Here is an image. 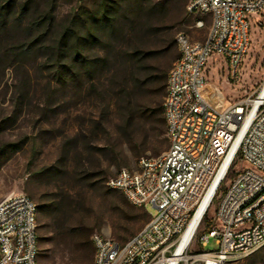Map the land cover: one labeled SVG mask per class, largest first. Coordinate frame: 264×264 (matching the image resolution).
Here are the masks:
<instances>
[{
	"label": "rangeland",
	"instance_id": "rangeland-1",
	"mask_svg": "<svg viewBox=\"0 0 264 264\" xmlns=\"http://www.w3.org/2000/svg\"><path fill=\"white\" fill-rule=\"evenodd\" d=\"M39 1L40 7L46 0ZM90 1L55 0L56 24L73 8ZM195 20L193 14H186L181 20L175 7L166 8L164 15L152 18L145 34L139 27L122 20L121 30L92 46L90 55L107 56L108 61L96 70L91 81L85 74L78 78L67 75L63 79L51 76L42 66L50 52L46 48L36 49L28 56L14 52L7 54V58L2 55L0 200L12 193H23L35 204L67 197L65 200L72 209L69 226L85 230L91 244L95 234L119 243L136 234L156 209L149 204L144 207L130 204L120 191L108 188L106 181L121 168L136 169L140 157L164 152L168 142L165 134L140 126L128 138L119 133L109 84L111 73L120 63L123 52L131 48L152 53L147 57L152 75L158 70L168 72L178 56L175 43L178 33H185L192 40L202 41L206 37L209 17H204V26L199 29L193 26ZM2 32L0 49L3 51L22 41V35L16 30ZM210 61L207 81L220 93L221 105L237 103L254 94L264 81V9L251 21L250 46L237 80L227 77L224 63ZM148 89L137 98L148 104L164 98V93L152 94V86ZM100 97L109 106L104 111L97 106ZM236 167H241L239 161ZM215 207L216 200L205 213L212 223ZM203 229L201 220L190 251L199 248L197 237ZM52 234L51 213L38 214L37 264H92L93 244L89 254L76 246L78 239L56 242ZM214 248L211 239L204 250ZM240 264H264V247Z\"/></svg>",
	"mask_w": 264,
	"mask_h": 264
},
{
	"label": "built area",
	"instance_id": "built-area-1",
	"mask_svg": "<svg viewBox=\"0 0 264 264\" xmlns=\"http://www.w3.org/2000/svg\"><path fill=\"white\" fill-rule=\"evenodd\" d=\"M262 9L264 0H187L193 26L202 28L205 16L210 25L202 41L182 32L175 37L178 56L162 102L168 147L106 181L130 204H149L156 213L124 243L92 236V264H240L264 247V81L254 94L222 107L203 91L211 59L238 79L251 21ZM212 187L206 211L216 200L214 223L190 251L201 221L185 243L183 236ZM211 239L215 248L204 250ZM37 254L35 203L9 194L0 200V264H37Z\"/></svg>",
	"mask_w": 264,
	"mask_h": 264
},
{
	"label": "trees",
	"instance_id": "trees-1",
	"mask_svg": "<svg viewBox=\"0 0 264 264\" xmlns=\"http://www.w3.org/2000/svg\"><path fill=\"white\" fill-rule=\"evenodd\" d=\"M39 4V0H0V34L10 29L22 35L20 43L7 47L4 51L0 49V58H7L6 55L12 54L11 52L28 56L36 49L46 48L50 52L43 59L42 66L52 73L51 76L60 79L67 75L78 78L85 74L91 81L96 70L102 69L103 64L108 61L107 56L100 58L98 55H90L92 46L103 43L107 37L121 30L122 20L139 27L145 34L152 18L164 15L166 8L175 7L181 20L188 14L187 0H91L89 4L73 8L61 23L56 24L55 0L43 1L40 7ZM149 54L152 53L137 48L128 49L123 52L120 63L111 73L109 84L118 119L117 128L126 138L139 126L145 130L149 128L165 134L168 142L162 110L163 99L159 97L163 93L165 95L167 72L158 70L152 75L147 66ZM90 83L92 86L93 83ZM48 85L51 84L47 83ZM149 86H152V94L159 95L154 104L137 98V95H144L149 91ZM104 101V97L97 101L101 111L109 107ZM84 177L88 178L86 175ZM65 198L67 197H61L51 203L38 202L35 204L37 215L51 213L54 241L78 239L76 246L90 254L93 249L89 234L81 228L69 226L72 209ZM202 221L203 231L209 230L213 223L205 215Z\"/></svg>",
	"mask_w": 264,
	"mask_h": 264
},
{
	"label": "bare ground",
	"instance_id": "bare-ground-1",
	"mask_svg": "<svg viewBox=\"0 0 264 264\" xmlns=\"http://www.w3.org/2000/svg\"><path fill=\"white\" fill-rule=\"evenodd\" d=\"M204 94L206 99L213 104L214 106L217 107H222L224 105L220 104V93L216 92L215 90H213L212 85L207 84L204 89ZM214 192V187L210 188V190L208 191L206 197L204 198V200L202 201V203L199 205L197 212L193 218V220L191 221L186 233L183 236V243H185L186 241L189 240L190 236L192 235V233L194 232V230L196 229V227L199 225L202 216L204 215L209 203H210V199L213 195Z\"/></svg>",
	"mask_w": 264,
	"mask_h": 264
}]
</instances>
